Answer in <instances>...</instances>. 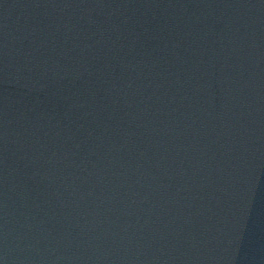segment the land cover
Wrapping results in <instances>:
<instances>
[{"label": "water", "instance_id": "95a60500", "mask_svg": "<svg viewBox=\"0 0 264 264\" xmlns=\"http://www.w3.org/2000/svg\"><path fill=\"white\" fill-rule=\"evenodd\" d=\"M0 264H264V103L200 0H0Z\"/></svg>", "mask_w": 264, "mask_h": 264}]
</instances>
